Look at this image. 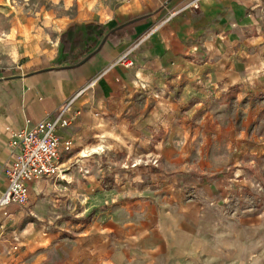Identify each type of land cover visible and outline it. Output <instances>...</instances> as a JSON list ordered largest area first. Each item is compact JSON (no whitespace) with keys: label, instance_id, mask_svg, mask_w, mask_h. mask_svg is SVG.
<instances>
[{"label":"crops","instance_id":"obj_1","mask_svg":"<svg viewBox=\"0 0 264 264\" xmlns=\"http://www.w3.org/2000/svg\"><path fill=\"white\" fill-rule=\"evenodd\" d=\"M176 9L179 12L170 16ZM92 21L107 25L108 30L77 64L54 65L62 31ZM263 36L264 0H131L105 19L66 24L49 53L34 56L25 70L21 66L0 75V190L7 185L12 159L6 148L7 128L54 118L85 89L71 103L70 124L60 130L73 137L72 149L79 154L90 148L91 140L104 135L105 125L110 128L135 104L130 94L134 81H146L149 88L165 86L186 64H206L238 43ZM136 44L131 51L133 66L114 64ZM69 153L61 152L64 172ZM107 166H92L90 174L80 177L73 168L63 173L69 179L66 186L54 176L31 180L28 203L10 204L6 215L0 212L4 223L0 252L8 236L18 233L16 246L22 250L78 244L76 254L50 259L48 264H233L232 232L224 210L201 205L183 190L192 184L203 196L214 197L202 181L148 173L150 188L126 192L117 185L120 182L104 183ZM27 205L38 209V219L48 216L55 225L58 216L65 215L71 226L56 224L42 236L28 221L23 209ZM61 229L66 230L62 239ZM92 250L100 251L96 263L90 259ZM23 252L14 264H40L39 256Z\"/></svg>","mask_w":264,"mask_h":264},{"label":"rangeland","instance_id":"obj_2","mask_svg":"<svg viewBox=\"0 0 264 264\" xmlns=\"http://www.w3.org/2000/svg\"><path fill=\"white\" fill-rule=\"evenodd\" d=\"M129 1L0 0V75L21 66L25 70L34 56L49 53L66 24L105 19ZM173 77L152 88L134 81L130 94L135 104L110 128L105 125L104 135L91 140L90 148L79 154L72 149L63 173L74 168L80 174L76 177L86 176L92 166L109 164L104 183L120 182L126 192L150 188L148 173L202 181L214 197L203 196L192 184L183 190L201 205L224 210L232 232V263L264 264V36L238 43L206 64H186ZM62 176L55 179L66 186L69 179ZM23 209L42 236L56 224L71 226L65 215L54 225L48 216L38 219L36 207ZM59 232L64 238L66 230ZM8 237L0 264H14L20 251L33 252L40 264L80 251L77 243L65 242L52 249L22 250L16 246L18 233ZM91 252L96 263L100 251Z\"/></svg>","mask_w":264,"mask_h":264},{"label":"built area","instance_id":"obj_3","mask_svg":"<svg viewBox=\"0 0 264 264\" xmlns=\"http://www.w3.org/2000/svg\"><path fill=\"white\" fill-rule=\"evenodd\" d=\"M179 10L176 9L169 15L172 16ZM136 47L137 44L119 56L114 64L133 66L131 51ZM84 90H80L74 99ZM72 101L63 106L54 118H45L18 129L7 128L9 135L6 148L12 159L7 168V185L0 190V212L3 215H6V208L10 204L25 206L28 203L31 180L50 176L63 177L61 152H70L74 140L69 134L62 135L60 130L71 122L69 114Z\"/></svg>","mask_w":264,"mask_h":264},{"label":"trees","instance_id":"obj_4","mask_svg":"<svg viewBox=\"0 0 264 264\" xmlns=\"http://www.w3.org/2000/svg\"><path fill=\"white\" fill-rule=\"evenodd\" d=\"M107 30V25L93 21L67 27L59 36V53L53 64H77Z\"/></svg>","mask_w":264,"mask_h":264}]
</instances>
